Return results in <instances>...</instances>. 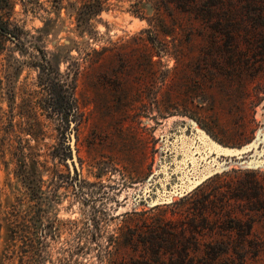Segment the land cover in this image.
I'll list each match as a JSON object with an SVG mask.
<instances>
[{"label":"rangeland","instance_id":"374dc122","mask_svg":"<svg viewBox=\"0 0 264 264\" xmlns=\"http://www.w3.org/2000/svg\"><path fill=\"white\" fill-rule=\"evenodd\" d=\"M210 1L0 0V264H132L204 184L264 236V0Z\"/></svg>","mask_w":264,"mask_h":264},{"label":"trees","instance_id":"16d2710c","mask_svg":"<svg viewBox=\"0 0 264 264\" xmlns=\"http://www.w3.org/2000/svg\"><path fill=\"white\" fill-rule=\"evenodd\" d=\"M80 1L82 3L80 13H84L85 23L97 13L109 9L108 0ZM202 1L207 9L213 4L210 0ZM139 4L140 1L133 3L134 13L139 11ZM0 33L18 41V37L10 34L9 28L1 21ZM48 80L54 111L70 128V124L79 114L73 93L74 85L72 82L66 84L58 72L55 76L48 77ZM68 148L71 151L70 144ZM73 167L77 172L74 161ZM223 186L219 183L204 184L194 193L174 201L173 212L188 219H195L187 225L184 223L178 225L172 220L158 225L153 232V240L143 243L142 258L134 259L132 264H244V256L247 254L264 252V236L252 237L253 223H244V220L232 215L229 207L232 197L227 196ZM168 224L172 225L167 226ZM159 240L169 243L168 246L172 243V247L165 249L166 247L159 245Z\"/></svg>","mask_w":264,"mask_h":264}]
</instances>
